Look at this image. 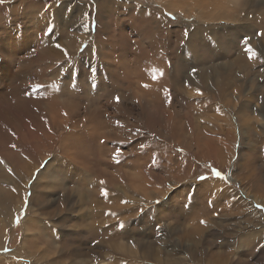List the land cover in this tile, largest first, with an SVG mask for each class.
<instances>
[{"label": "rangeland", "instance_id": "1", "mask_svg": "<svg viewBox=\"0 0 264 264\" xmlns=\"http://www.w3.org/2000/svg\"><path fill=\"white\" fill-rule=\"evenodd\" d=\"M238 1L243 5L235 11L231 23L222 20L212 24L214 31L218 29L217 33L221 34L217 37H223L222 43L218 38L217 44L224 57L217 59L216 64L231 61V57H226L234 55L240 46L258 47L264 58V0L250 4ZM174 2L183 12H189L185 3ZM113 3L106 8V17L96 11V0H67V3L66 0H4L0 3V67L10 60L5 55L11 49L10 40L17 43L12 51L14 58L28 54L35 48L29 44L40 40V54L45 58L46 67L39 80L59 86V104L64 107L66 103L67 92L72 89L68 83L74 82L75 91L82 94L79 85L84 78L82 73H86L93 76V85L97 82L114 85L115 95L104 94L81 111L88 113L85 126L99 122L121 128L126 125L124 130L128 133L125 138L102 131L75 136L76 131L70 125L82 124L80 120L67 115L64 122L68 125L61 128L60 122L41 117L36 114L39 108L26 102L27 98L38 95L36 85L33 82L5 85L0 75V97L9 98L14 107L7 115V127L15 134L13 138L6 134V142L0 146L4 161L0 166V210L8 208L11 213L4 229L0 264H264V210L257 207L264 206V64L252 68L263 96L252 103L228 98L230 106L236 109L241 106L243 110L237 113V109L234 115L219 108L228 121L217 112V101L203 103L201 90L193 84L180 82L175 88L172 84V93L183 98L175 105V111L179 119L187 120L193 136L191 148L181 141L173 143L165 134L160 135L147 126L135 101L120 94L126 75L103 72L102 63L110 60V49L103 44L97 47L96 36L98 30L112 38L120 31L128 32L131 38L144 34L139 29L142 19L126 15L127 7L132 4L160 11L164 23L155 29V36L169 59L166 64L169 69L174 50L178 46L183 48L185 41L179 45L168 35L200 23L190 18L183 22V16L176 11L161 10L157 0H113ZM62 14L66 18L60 20ZM43 17L46 22L41 20ZM220 22L228 27L220 29ZM49 28L53 31H48ZM49 41L53 46L59 43L68 55L56 46L53 50L48 48ZM190 68L197 71L198 66L190 63ZM76 99L81 101L82 97L76 96ZM123 100L129 105L128 114L116 117L115 109L122 108ZM40 107L45 111L42 102ZM201 128L207 130L205 137L223 128L230 135V145H215L207 142V138L202 140ZM78 131L85 128L80 126ZM227 148L231 153L229 159L225 158ZM116 151L120 156L115 157ZM115 164L134 174L138 172L139 177H135L143 183V188L126 186V175L121 169L114 172L115 181L109 180L107 175L113 170L106 167ZM213 169L219 170L223 178L213 175ZM201 176L207 179L200 180ZM209 182L219 184L215 192ZM223 188L230 193H224ZM216 191L223 192V197L217 198ZM188 197L191 202L188 209L174 208ZM233 198L236 201H231ZM252 198L258 199L254 202ZM240 199L249 202L248 208L255 206L258 223L253 218L247 221L249 215L244 214L247 208L245 203L238 204ZM239 206L244 210L242 214ZM6 217V213H0V225ZM19 250L22 252L18 254ZM185 254L194 257L188 258Z\"/></svg>", "mask_w": 264, "mask_h": 264}, {"label": "bare ground", "instance_id": "2", "mask_svg": "<svg viewBox=\"0 0 264 264\" xmlns=\"http://www.w3.org/2000/svg\"><path fill=\"white\" fill-rule=\"evenodd\" d=\"M157 1L158 3L162 5V7L161 6L159 7L161 10H167V11L173 10L179 13L180 15H182L183 22L186 20L188 21V19L190 18V19H196L197 23H200V24L190 27V29L188 28H186L187 30L178 29L177 31L173 32V34L171 33L168 35L169 39L174 38V40L179 45L181 44V42L185 41V46L183 48L175 44L178 46V48L174 50L173 52L172 63L169 69L166 67L168 58L166 55H164L165 54L163 53L164 50L162 51L160 46L158 45L157 38L155 36L156 34L155 29L160 28L161 27L160 23L163 21L162 13L160 11L147 10L140 6H136L132 4L130 7H127L126 15L127 16L129 15L130 17H135L137 20L142 19L139 25L140 26L139 29L140 28L141 30L143 29L142 31L145 33L142 35H138V36L135 35L136 37L135 38L133 37L134 38L133 39L130 37V35H127L128 32L125 33L123 31H120L118 33L116 32L117 35L112 38L111 36L108 35L107 32L103 33L101 30H98L97 36H96L98 41H96L95 45L98 47L100 44H103L109 47L110 52H108L109 53L108 58L110 60L106 61L105 63H102L103 72L105 73L107 71H112L115 76H121L122 74L126 75L127 78L124 77L123 81L121 80L124 83L125 87L123 91L120 92V94L123 97H129L135 101L136 105L139 108L140 114H141L140 117L144 122H146L147 126L153 127L156 130V132L160 135L165 134L166 136L170 138V140L173 143H178L179 141H181L187 147L191 148L193 136L189 130V123L185 119H179L181 117L178 118V113L175 111L176 110L175 105L179 104V102L183 100V98L172 93L171 87L174 86L175 88V86L177 87L180 82L187 81L190 84H193L194 86H196V88L201 90L202 92L201 95L203 96L201 100L203 101V103L207 105L208 102H210V100L217 101V108H216L217 112L220 113L222 110L220 111L219 108L222 107L223 109L225 108L226 110H228V114H231V113L234 114V112L237 109H238L237 113L238 112L240 113L241 111H243L241 106H238L237 109L235 108V106H230L228 103V98H230V101H231V98L232 99L235 98L237 99V101L242 102L244 100L245 102L252 103V101L253 102L257 101L260 99L261 96H263L262 88L258 86L260 83L258 82V76L256 72H254L255 69L252 70V68H255L257 64L258 65L264 64V58L260 56L261 51L258 47L251 48L253 52H255L256 55L254 58L250 59L249 56L251 55V53L245 50L246 46L245 47L240 46V49L238 51H235L234 55L232 54L226 57V58L231 57L232 59L231 61H226V63L220 62L216 64L217 62L216 60L220 59V57H224V55L222 54L221 47L218 46L217 44L218 43L217 40L218 38H220L217 36L221 34L217 33L218 29L214 31V29L212 28V24H215L222 20L226 21V23L227 22L231 23L233 21L232 17L235 11L242 7L243 5L241 3L242 1L240 2L238 0H177L180 3H185L186 6H189L190 10L188 13L183 12L179 8V5L175 4L174 0H157ZM96 2H97L96 11L97 10L101 11L104 17H106V14H107L106 8L114 4L113 0H96ZM243 2L250 4V3H254V0H244ZM66 3H67V0H66ZM43 4H46V3L43 2ZM64 18H66V15L62 14L60 16V20ZM41 20H44L45 22L47 21L45 17H43V19ZM132 27H133V30L136 29L134 24L132 25ZM226 27H228V25L227 26L223 24L219 25L220 29H224ZM226 40L228 39L226 38ZM222 41H223V37L219 39V43L221 44ZM34 43H35L34 45L29 44V46H33L35 48L33 50H29L28 54L23 55L20 58H14V53L12 51L16 49L17 43L14 40H10L11 49L5 53L7 57L9 56L10 60L4 62L3 66L0 67V75L4 79L3 82L5 83V85L11 84L13 86H19V85L24 84L25 82H33L39 90L37 93L38 95L35 94V98L33 97L27 98L26 102L27 103L31 102L36 108H39L36 114L40 115L41 117H44V118L48 117L47 120L49 121L60 122L61 128H65L68 125V123L64 122L67 115L73 116L74 118L80 120L82 124L74 123L75 125H70V127L75 129L76 131L73 133L75 136L80 133H83L85 135L86 133H91L94 131H102V132H111V133L117 134L125 138L126 136L125 133L127 130H124V128L126 127V125L123 128H121L122 126L120 127L119 125H117L116 124L117 122L115 123L116 125H113V126L106 125L105 122H99L98 125H95L94 123H90L91 126L90 125L85 126L88 123V117H87L88 113L81 112V111H85L86 107H88V104H91L92 102L101 98L102 95L104 94L110 93L108 94L109 97H114L113 96L115 95L114 85L110 86L107 83H102V82L100 83L97 82L96 85H93L92 84L93 76L87 75L86 73H82V76L84 78L80 80L81 85H79V88L81 89L82 94H79L78 92L75 91L74 82L68 83L69 88H72V89L70 92H67V98H66V103H64V107L61 106L58 102L60 100V93H59L60 91L58 92L59 86L55 83H51V82L43 83L39 80L41 74L44 71V67H46L45 65H43L45 58L41 56L42 53L40 54V45H39L40 40L35 39ZM177 46H174V47H177ZM47 47L50 48L51 50L55 49L53 48L55 46L52 45L51 41L47 43ZM96 53H98V51ZM69 59H70V56H69ZM186 59H188L190 62ZM190 63L194 66L195 65L198 66L197 71L194 70L193 68L192 69L190 68ZM103 72L101 73V75L103 74ZM153 75H156L158 78L153 80L152 79ZM103 81H105L104 78H103ZM145 84H147L148 87H144L143 85ZM45 87L46 88L48 87L47 88L48 90H40ZM190 88H193V87H190ZM198 94H199V91H198ZM76 96L82 97V100L78 101L76 99ZM41 102L43 103V106L46 112L43 110V107H40ZM127 105L128 104L124 101L122 103V108L118 107L115 109L116 117H119L120 115L128 114L127 108L129 107H127ZM13 108L14 107L9 102V98L2 95L0 97V146L6 142V134L9 135L11 138L15 136V134L11 132L9 128L7 127V121H6L8 113H10ZM18 110H20V108H18ZM256 113L258 114L257 111ZM147 116H149V120H147ZM221 118L228 121L225 115H221ZM80 126H83L85 128V131H78ZM231 128H232V125H231ZM201 129H202L201 135L199 134L200 135L199 137L202 140L206 141V138H207L208 139L207 142L214 143L215 145H223V146L230 145L231 143L230 135L229 133L225 134L223 128L217 131L214 130V133L210 134L208 137H205L207 130L203 128ZM225 152H227L228 154V156L226 155L227 157L225 158L229 159L231 153L229 152L228 148L226 149ZM225 158L223 157L224 161H225ZM0 161H2L0 162V166H3L4 161L1 155H0ZM82 161L83 160H81L79 163H81ZM119 167H118V164H115L114 167L112 165L110 167H106V169L108 170L110 169L113 170L112 174L114 176L112 177H111L112 174L107 175L106 173L107 170L105 171V168H104V172L106 173L107 178L109 180L115 181L116 176L114 172H117L119 169H121L124 171V174L126 175V176L123 175L124 180L126 182V186L132 187L134 189L143 188V183L140 180H137V178L135 177V176L139 177L138 172L134 174L133 172H129L127 168L126 170V169L119 168ZM118 174H120V172H118ZM207 184L211 186L214 192L215 190L218 189L217 186H219V184L216 182H209ZM228 188H229V185H228ZM142 191L144 192L145 190L142 189ZM222 191L225 193L227 190L224 189ZM227 192L230 193L229 189ZM222 194L221 192L216 191V195L219 196L217 198L223 197ZM247 196H249V194ZM4 197L5 195L3 196V198ZM257 199L255 198L254 202L257 201ZM231 201H236V200L233 198ZM244 203L245 202H243L242 199L238 200V204L240 206H242V204L244 205ZM248 203L249 202L245 203L244 205L247 208V212L244 214H246V217L249 215L247 217V221L253 218V220L257 222L256 221L257 220L256 219L257 210H255L254 205L253 206L249 205V208H248ZM7 204L9 203L7 202ZM190 206H191V202H190V198L188 197L181 204L180 203H178L177 205L175 204L174 208L180 209L181 207V209L185 210V209H188V207ZM240 206L238 210L240 214H242L244 210L241 209ZM12 208L14 207L12 206ZM229 208H226V209H229ZM0 213H6V216H7L4 222H2V224L0 225V248H1L3 246L2 244L4 240L3 238L6 235V232H4V229L9 224L8 219H9V216H11V213L8 208H7V211L0 210ZM179 219H182V216H179ZM253 224L254 222L250 223V225H253ZM21 252L22 251L19 250L17 253L19 254ZM186 256L188 258L194 257L193 254L191 255L185 254V257Z\"/></svg>", "mask_w": 264, "mask_h": 264}, {"label": "snow or ice", "instance_id": "3", "mask_svg": "<svg viewBox=\"0 0 264 264\" xmlns=\"http://www.w3.org/2000/svg\"><path fill=\"white\" fill-rule=\"evenodd\" d=\"M3 2H4V0H0V3H3ZM48 31L52 32L53 29L49 28ZM244 43L247 45V43H248L247 38L244 39ZM55 46H56V48L61 49V45H60L59 43H57ZM61 50H62V51H65V54H67V53H66V50H64V49H61ZM245 50H246L247 52L251 53V55L249 56L250 59H252V58L255 57L256 54H255V52H253V50L251 49V47H246ZM94 74H95V69H93V75H94ZM161 75H162V73H161ZM157 78H158V77H157L156 75H153V77H152L153 80H155V79H157ZM143 86H144V87H148L147 84H145V85H143ZM38 87H39V86H38ZM116 100H117V102H119V97H116ZM13 147H15V145H13ZM141 147H143V145H141ZM120 154H121V153H120L119 151H117V152L115 153V157L120 156ZM0 162H2V161H0ZM212 171H213V175H215L216 177L223 178V177H222V174H221V172H220L219 170L213 169ZM199 179H200V180H205V179H207V178L204 177V176H201V177H199ZM104 195H107V193L105 192ZM257 207H258V208H261L262 210H264V206L257 205ZM141 211H143V209H141ZM201 223H202V224H206V221H203V220H202ZM120 227L123 228L124 225L121 224ZM262 247H264V246H262Z\"/></svg>", "mask_w": 264, "mask_h": 264}]
</instances>
